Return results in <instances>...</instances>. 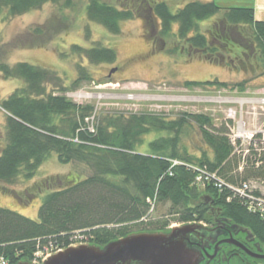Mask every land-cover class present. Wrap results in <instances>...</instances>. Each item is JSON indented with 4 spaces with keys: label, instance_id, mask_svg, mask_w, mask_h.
<instances>
[{
    "label": "trees",
    "instance_id": "1",
    "mask_svg": "<svg viewBox=\"0 0 264 264\" xmlns=\"http://www.w3.org/2000/svg\"><path fill=\"white\" fill-rule=\"evenodd\" d=\"M60 1L0 0V14L12 18ZM130 1L131 6L116 7L88 0L87 19L118 34L121 22L140 18L154 45L174 35L188 53L211 64L224 65L223 56L235 60L243 56L264 73V20H255L253 8L187 0L173 13L165 0ZM207 20L208 26L200 25ZM71 51L94 65L116 59L114 49L99 44L88 48L73 44ZM77 69L76 78L65 86L49 68L0 61L2 78L22 82L0 100L5 112L0 127V191L20 202L9 186L32 178L51 153L61 164L77 162L90 171L81 178H48L36 185L39 191L49 190L37 220L0 207V258L7 264L39 261L38 252L78 244L104 246L131 233L162 232L175 222L204 223L216 215L235 229L248 231L264 248V213L256 201L260 191L235 192L245 182L264 181L260 134L248 142L242 156L243 152L236 153L237 142L229 139L230 127L215 125L205 113L169 118L156 112H97L93 104H80L65 95L93 80L82 64ZM204 85L243 92L246 81L184 82L186 88ZM191 132L196 134L195 152L183 138ZM148 135L152 137L145 140ZM53 184L57 188L50 189ZM166 203L168 217L150 220L156 205Z\"/></svg>",
    "mask_w": 264,
    "mask_h": 264
},
{
    "label": "rangeland",
    "instance_id": "2",
    "mask_svg": "<svg viewBox=\"0 0 264 264\" xmlns=\"http://www.w3.org/2000/svg\"><path fill=\"white\" fill-rule=\"evenodd\" d=\"M65 1L44 4L37 10L12 18L1 13L0 61L9 65L25 62L49 68L62 79L65 86H69L76 78L77 65L82 64L93 77V82L80 83L68 95L80 104H93L97 112H156L169 118H176L182 113H205L212 117L215 125L226 123L231 127L241 122L248 135L250 132L256 131L259 134L264 131V105L247 102V99L261 101L259 99L264 98V73L255 61H244L243 56L237 60L223 56L224 65L211 64L196 53H188L187 46L174 35L161 38V43L158 41L154 45L151 38L147 37L149 27L146 28L140 18L121 22L120 32L111 34L87 19L85 11L88 0H68L71 2L70 6H65ZM103 1L116 7L131 4L130 0ZM165 1H168L169 8L174 13L187 0ZM216 1L222 7H251L255 20H264V0ZM209 23L207 20L200 25L204 27ZM154 26L156 34L159 25ZM172 31H175V25ZM73 44L86 48L97 44L110 47L115 50L116 59L113 63L90 64L71 51ZM113 68L116 71L109 74ZM214 79L230 85L245 80V90L239 92L214 85L184 86V82L189 80ZM21 83L18 79H4L0 76V100L6 98ZM48 88L50 90L53 87L51 85ZM4 113L0 108V127L5 122ZM151 137L152 135H148L145 140ZM183 138L190 152H195L198 145L196 134L191 132ZM240 141L235 144L236 153L243 152L242 156H245L248 141ZM89 173L83 164H61L56 155L51 153L32 178L20 179L9 186L20 197V202L12 194L0 191V207L37 220L38 207L49 191L47 188L39 191L36 189L38 184L48 178H81ZM257 182L258 190L264 193V181ZM55 188L56 184L50 187ZM168 208L167 203L156 205L149 219L156 221L168 217ZM175 224L178 225L176 222ZM45 253L38 252L35 255L41 259Z\"/></svg>",
    "mask_w": 264,
    "mask_h": 264
},
{
    "label": "water",
    "instance_id": "3",
    "mask_svg": "<svg viewBox=\"0 0 264 264\" xmlns=\"http://www.w3.org/2000/svg\"><path fill=\"white\" fill-rule=\"evenodd\" d=\"M115 71L116 68H113L109 74ZM238 231L249 236L243 228H238ZM217 236L216 228L187 223L162 232L131 233L104 246L70 245L41 262L20 261L16 264H199L202 258L200 249L214 242ZM221 243L242 246L230 236L215 243V252ZM256 257L264 259L263 255Z\"/></svg>",
    "mask_w": 264,
    "mask_h": 264
},
{
    "label": "flooded vegetation",
    "instance_id": "4",
    "mask_svg": "<svg viewBox=\"0 0 264 264\" xmlns=\"http://www.w3.org/2000/svg\"><path fill=\"white\" fill-rule=\"evenodd\" d=\"M222 221L223 220H220L219 216L217 217L216 215V217L211 220L200 223L206 228H216L218 236L214 242L208 243L200 249L202 258L199 261V264H264L263 258L261 259L256 257L261 255L264 256V248H260L257 242L254 241V238L251 239V237L246 235L244 232L238 231V229H235L231 224ZM230 236L241 243L242 246L239 247L221 243L215 252V243L220 240L227 239ZM195 244H198V242Z\"/></svg>",
    "mask_w": 264,
    "mask_h": 264
},
{
    "label": "built area",
    "instance_id": "5",
    "mask_svg": "<svg viewBox=\"0 0 264 264\" xmlns=\"http://www.w3.org/2000/svg\"><path fill=\"white\" fill-rule=\"evenodd\" d=\"M70 93L71 92H68L66 95L68 98H70V96H69ZM253 100H255V99H247V102L252 103V104L264 105V98L259 99L261 101H253ZM89 128L91 130H93L91 125L89 126ZM259 133L261 134L260 140L262 143H264V131H260ZM254 135H256V131H254L253 133L250 132V135H248V132L245 131L243 124L241 122H238L234 126L230 127L229 139H230L231 143H233V144H235L237 141H240V140L250 142L254 138ZM256 185H258V184L255 182H245L242 185V187H239V189H235V192L243 195L246 191H248V193H249L251 190H257L259 187L257 188ZM260 193L261 194L259 195V197H257L256 201L259 204V206H258L259 209L262 211V213H264V193H262L261 191H260ZM46 251L47 252L45 254H43V257L40 260H44L47 256L50 255V253H52V252H49L48 250H46ZM0 264H7V262L3 258H0Z\"/></svg>",
    "mask_w": 264,
    "mask_h": 264
},
{
    "label": "crops",
    "instance_id": "6",
    "mask_svg": "<svg viewBox=\"0 0 264 264\" xmlns=\"http://www.w3.org/2000/svg\"><path fill=\"white\" fill-rule=\"evenodd\" d=\"M213 1L215 2L216 0H213ZM216 2H217V1H216ZM218 2H219V1H218ZM218 2H217V4L219 5L220 3H218ZM225 7H229V6H225Z\"/></svg>",
    "mask_w": 264,
    "mask_h": 264
}]
</instances>
